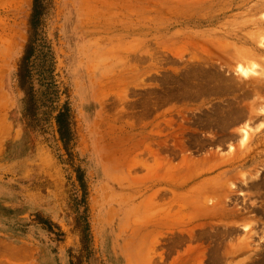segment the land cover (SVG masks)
Listing matches in <instances>:
<instances>
[{
	"label": "rangeland",
	"instance_id": "374dc122",
	"mask_svg": "<svg viewBox=\"0 0 264 264\" xmlns=\"http://www.w3.org/2000/svg\"><path fill=\"white\" fill-rule=\"evenodd\" d=\"M31 7L0 0V264H264V0H51L27 99Z\"/></svg>",
	"mask_w": 264,
	"mask_h": 264
},
{
	"label": "trees",
	"instance_id": "16d2710c",
	"mask_svg": "<svg viewBox=\"0 0 264 264\" xmlns=\"http://www.w3.org/2000/svg\"><path fill=\"white\" fill-rule=\"evenodd\" d=\"M51 0H32L31 12L29 15L28 25L29 34L28 41L25 45L20 63H19V85L28 98H33L31 91H26L25 83L31 82V75L29 71L30 62L32 57H36L41 53H50V46L45 41V36L43 35V17L47 6ZM47 48L45 52L44 49ZM29 65V67H28ZM31 84V83H30ZM31 90V89H30ZM67 103H64L62 107L54 115L55 124L57 127V132L59 139L61 140L63 146L66 148L69 141L71 140L72 132L70 128V111ZM80 179V178H79ZM81 182V181H80ZM82 184V183H81Z\"/></svg>",
	"mask_w": 264,
	"mask_h": 264
},
{
	"label": "bare ground",
	"instance_id": "6f19581e",
	"mask_svg": "<svg viewBox=\"0 0 264 264\" xmlns=\"http://www.w3.org/2000/svg\"><path fill=\"white\" fill-rule=\"evenodd\" d=\"M238 70H240V71H242V72H244V70H245V68H243V67H241V66H238ZM251 118V117H250ZM248 136V133L246 132V131H244V136H243V138H245V137H247ZM222 139V138H221ZM252 150V149H251ZM249 151H250V149H249ZM249 153V152H248ZM247 153V154H248ZM244 156V155H243ZM247 156V155H246ZM251 157V156H250ZM235 161H237L236 159H235ZM248 164V163H247ZM264 179V178H263ZM262 179V180H263ZM252 180V179H251ZM255 180V179H254ZM254 180L253 181H248L247 183H249V185L251 186V187H254L255 188V186H258L257 185V183H261V181L259 182V180L256 182H254ZM248 185V186H249ZM229 188H230V186H229ZM249 188V187H248ZM231 190H232V188H231ZM233 195V194H232ZM235 203V202H234ZM236 204V203H235ZM242 206H243V204H242ZM226 207V206H225ZM239 207V206H238ZM241 207V206H240ZM246 207V206H245ZM245 207H243V208H245ZM236 208V207H235ZM243 208L242 209H240V210H238V212H236V214H234V215H236V216H238L242 211H243ZM246 209V208H245ZM248 210V209H247ZM237 211V210H236ZM235 213V212H234ZM244 213V212H243ZM146 214V213H145ZM242 214V213H241ZM240 214V215H241Z\"/></svg>",
	"mask_w": 264,
	"mask_h": 264
}]
</instances>
